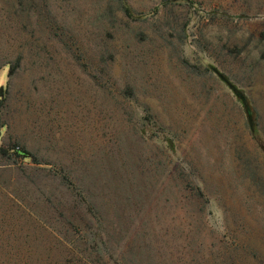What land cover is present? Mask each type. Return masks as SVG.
I'll use <instances>...</instances> for the list:
<instances>
[{"label":"rangeland","instance_id":"374dc122","mask_svg":"<svg viewBox=\"0 0 264 264\" xmlns=\"http://www.w3.org/2000/svg\"><path fill=\"white\" fill-rule=\"evenodd\" d=\"M127 1L0 0V264H264V0Z\"/></svg>","mask_w":264,"mask_h":264},{"label":"trees","instance_id":"16d2710c","mask_svg":"<svg viewBox=\"0 0 264 264\" xmlns=\"http://www.w3.org/2000/svg\"><path fill=\"white\" fill-rule=\"evenodd\" d=\"M118 3L120 4V9L122 11V13L132 19V20H142L144 18H146V14L144 13H139L137 12L129 3L127 0H118ZM210 68H212L213 70H215L216 72H218V70L216 69V67L211 66ZM222 74V73H221ZM223 75V74H222ZM223 77L226 80V82L228 84H231V88H235V92L236 94L239 96L240 100L243 103L244 109H245V113H246V117H247V121H248V125L250 128V131L252 133V135L255 138H258V113L256 108L250 103V101L248 100V98L242 93L240 92L235 85H233L227 77H225L223 75ZM234 90V89H233ZM8 149L14 150V152L16 154H18L19 156H24V157H33V155L27 151V149L25 147H20L18 145H11V147H8ZM0 151H3L5 153H7V149L4 147L0 148ZM34 160H36L35 157H33Z\"/></svg>","mask_w":264,"mask_h":264},{"label":"water","instance_id":"95a60500","mask_svg":"<svg viewBox=\"0 0 264 264\" xmlns=\"http://www.w3.org/2000/svg\"><path fill=\"white\" fill-rule=\"evenodd\" d=\"M218 74H219V76L222 78V79H225L224 77H223V75L218 71L217 72ZM224 81H226V80H224ZM229 86L231 85V84H228ZM231 87V86H230ZM234 89V91H235V88H233Z\"/></svg>","mask_w":264,"mask_h":264}]
</instances>
